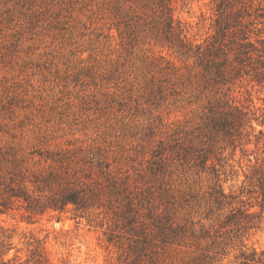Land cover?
Masks as SVG:
<instances>
[{"label": "rangeland", "instance_id": "374dc122", "mask_svg": "<svg viewBox=\"0 0 264 264\" xmlns=\"http://www.w3.org/2000/svg\"><path fill=\"white\" fill-rule=\"evenodd\" d=\"M251 1V39L264 60V0ZM172 4L194 42L212 38L214 0ZM152 16L131 0H0V144L75 143L105 149L122 164H145L158 139L195 127L207 100L226 93L249 110L250 122L240 127L234 155V145L219 138L214 153L221 160L212 157L236 206L242 201L259 211L262 191L245 173L264 159V80L250 71L226 83L206 82L193 57L179 55L150 29ZM159 85L166 86L163 95ZM167 179L194 203L181 215L203 217L212 174L172 165ZM22 212L0 213V264H36L37 238L49 264H117L103 228L86 217L67 210L29 220ZM242 240L244 246L228 240L218 264H238L241 250L264 251V216Z\"/></svg>", "mask_w": 264, "mask_h": 264}, {"label": "trees", "instance_id": "16d2710c", "mask_svg": "<svg viewBox=\"0 0 264 264\" xmlns=\"http://www.w3.org/2000/svg\"><path fill=\"white\" fill-rule=\"evenodd\" d=\"M131 1L151 11L150 29L179 55L193 57L206 82L226 83L250 71L264 80L262 53L251 39V0H214V33L202 42H194L187 26L173 17L174 0ZM164 90L159 85L161 95ZM230 100L226 93L208 99L197 125L158 139L145 164H122L105 149L75 143L0 144V213L22 209L31 220L72 210L75 217L103 228L105 247L118 251L117 264H218L228 240L239 239L244 246V232L264 216V159L255 160L250 176L245 173L262 191L259 211L242 201L236 206L237 196L225 191L214 161L221 160L214 153L217 140L233 144L234 155L240 127L250 122L249 110ZM172 165L212 174L214 183L198 220L181 215L194 203L171 186L167 176ZM32 246L33 261L49 264L42 241L34 239ZM237 258L238 264H264V251L241 250Z\"/></svg>", "mask_w": 264, "mask_h": 264}]
</instances>
